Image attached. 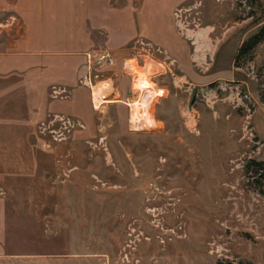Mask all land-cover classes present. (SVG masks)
<instances>
[{"label":"rangeland","instance_id":"374dc122","mask_svg":"<svg viewBox=\"0 0 264 264\" xmlns=\"http://www.w3.org/2000/svg\"><path fill=\"white\" fill-rule=\"evenodd\" d=\"M263 26L264 0H0L29 52L0 59L28 66L0 74V264H264V39L236 64Z\"/></svg>","mask_w":264,"mask_h":264},{"label":"built area","instance_id":"2783aa9c","mask_svg":"<svg viewBox=\"0 0 264 264\" xmlns=\"http://www.w3.org/2000/svg\"><path fill=\"white\" fill-rule=\"evenodd\" d=\"M87 58L83 64V73L80 77L81 84L87 86L90 89L92 107L96 112L102 111L105 101L109 98L110 94L118 96L114 91V84L110 85L108 80L113 82L112 77L104 76L106 69H113L116 65V55L110 53L107 49H92L85 53ZM131 59H127L123 66V72L130 73L132 76V70L136 65L130 63ZM131 64L133 68L129 67ZM126 64V65H125ZM134 76V75H133ZM141 90V89H140ZM95 95L97 98H95ZM132 110L134 102H126ZM130 123H132L130 119Z\"/></svg>","mask_w":264,"mask_h":264},{"label":"crops","instance_id":"0c3cea01","mask_svg":"<svg viewBox=\"0 0 264 264\" xmlns=\"http://www.w3.org/2000/svg\"><path fill=\"white\" fill-rule=\"evenodd\" d=\"M89 51V50H88ZM88 51H84L85 53L86 52H88ZM22 53H29V52H24V51H19V49L18 50H14V52H0V59L1 58H7V57H10V56H18V54H22ZM1 62H3V59H2V61ZM28 66H24V65H20V66H18L17 64H5V63H0V74H4V73H8V72H11V71H14V70H19V69H22V70H24L25 68L26 69H28L27 68ZM82 73H83V66L81 67V72H80V74H79V83H81L80 82V77H81V75H82ZM7 76H4V78H6ZM23 80V79H22ZM21 80V81H22ZM42 79H37V80H34V78H33V76H26V79L25 80H23V82H19L18 84H17V87L18 88H20L21 90H22V88H25V94L26 95H28V87L30 86V84H32V86H36L37 88L39 87V86H42V87H44V82H41L40 83V81H41ZM36 81V82H35ZM63 81V82H62ZM61 82H60V84L62 85L63 84V86H66L65 85V83H66V80H62ZM83 85V84H82ZM83 86H85V85H83ZM66 87H69V86H66ZM65 87V88H66ZM86 87V86H85ZM70 88V87H69ZM72 88V87H71ZM87 89H88V91H89V96H90V101H91V94H90V89L87 87ZM74 88H72V89H70V91H71V96L70 97H73L74 95H75V93H74ZM115 90V89H114ZM43 91H41L40 92V95H41V93H42ZM115 92H117L116 94H119L118 93V90L116 91L115 90ZM39 93V91L37 90L36 92H31V94L32 95H34V94H38ZM2 96H4V92H3V95ZM38 97H39V95H38Z\"/></svg>","mask_w":264,"mask_h":264},{"label":"trees","instance_id":"16d2710c","mask_svg":"<svg viewBox=\"0 0 264 264\" xmlns=\"http://www.w3.org/2000/svg\"><path fill=\"white\" fill-rule=\"evenodd\" d=\"M263 39H264V26L261 28V30L258 33L254 34L252 37L248 38L247 40H245V42H243L236 55V64H238V60L241 59V57L252 53L253 49ZM251 163L257 165L256 171L260 172L259 173L260 176L264 177V161H257L255 159H252Z\"/></svg>","mask_w":264,"mask_h":264},{"label":"bare ground","instance_id":"6f19581e","mask_svg":"<svg viewBox=\"0 0 264 264\" xmlns=\"http://www.w3.org/2000/svg\"><path fill=\"white\" fill-rule=\"evenodd\" d=\"M145 79H147L146 77H144V78H141V79H139V80H142L144 83H142V84H140V85H136L138 88H144V89H149L150 87H151V85H150V83L148 82V81H146ZM154 94L155 95H159V93H155L154 92ZM97 96L95 95V98H96ZM139 104L141 105V104H145L144 105V108H145V106H147V103H142V102H135L134 103V106H136V108H139L138 106H139ZM142 109V108H141ZM139 120H141V118H140V113H139V111L138 110H135L134 112H133V119H132V124H134V122H141V121H139ZM139 124H137V123H135L133 126H138Z\"/></svg>","mask_w":264,"mask_h":264}]
</instances>
